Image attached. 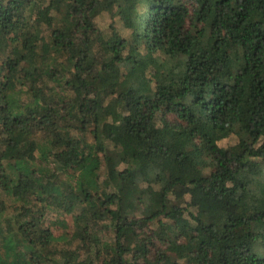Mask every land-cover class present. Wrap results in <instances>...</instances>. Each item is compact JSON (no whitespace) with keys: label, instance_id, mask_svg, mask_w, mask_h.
I'll list each match as a JSON object with an SVG mask.
<instances>
[{"label":"trees","instance_id":"16d2710c","mask_svg":"<svg viewBox=\"0 0 264 264\" xmlns=\"http://www.w3.org/2000/svg\"><path fill=\"white\" fill-rule=\"evenodd\" d=\"M0 264H264V0H0Z\"/></svg>","mask_w":264,"mask_h":264},{"label":"rangeland","instance_id":"374dc122","mask_svg":"<svg viewBox=\"0 0 264 264\" xmlns=\"http://www.w3.org/2000/svg\"><path fill=\"white\" fill-rule=\"evenodd\" d=\"M237 140V137L233 135H229L228 137L223 138L222 140L219 141L221 145H229L235 143ZM54 214V213H53ZM53 214L51 217H53ZM69 222L71 221V217H67Z\"/></svg>","mask_w":264,"mask_h":264}]
</instances>
